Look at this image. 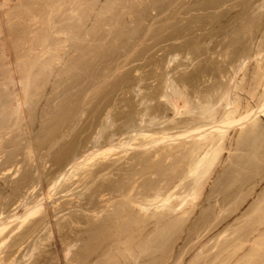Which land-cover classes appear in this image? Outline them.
Masks as SVG:
<instances>
[{
  "label": "rangeland",
  "instance_id": "rangeland-1",
  "mask_svg": "<svg viewBox=\"0 0 264 264\" xmlns=\"http://www.w3.org/2000/svg\"><path fill=\"white\" fill-rule=\"evenodd\" d=\"M128 3L127 5L129 7L125 9L128 11L127 21H125L126 25H124V22L119 20V16L116 15L115 21L118 20L116 21L118 25L116 22L113 23V26L115 25L113 27L115 33L113 32L110 35L111 37L105 39L104 36L99 34V36L95 38L96 45L93 50L86 49L89 48L87 46L89 43L88 40H81L83 43L80 41L81 43L78 42V45L83 47L82 49L85 48V50L77 49L75 52L74 50H66L65 52L67 54L64 53L67 59V61H65L66 63L56 64V71L54 70L52 75L48 73L44 75L38 69L39 72L36 71L38 72V76L37 73H35L36 78L34 79L41 80H38V82L33 80L36 84L32 83L33 81L31 82L32 85L30 83L32 87L29 88L35 89L36 87L35 91L32 90V95L29 94L30 97L28 96L29 106L25 107L27 108L26 113L30 114L28 122L31 129L29 128L28 130H30L31 134L29 135L25 128L26 120H24L21 123V133L17 131V136L15 134V146L6 142V145L4 144L5 147H2L5 150H0V154H2V156L0 155V225H2L3 222L9 227H7L4 232V236H7L8 242L6 245L7 248L5 247L6 251L4 248V255L2 254V257L4 256L8 263L10 259L15 257L14 259L17 264H30L29 262L33 261L35 258L39 259L40 249L44 247L47 250L48 254L46 253V255L48 259L47 262L43 263V261L40 264H63L64 262L67 264L68 261L67 259H63L64 254H62V252L64 253L65 251V243H71L74 246L81 241L74 249L81 248L83 250L82 253L85 254L84 251H87V248L97 241L95 238H97L101 230L105 231L108 229L113 232V230H111L112 227H114L113 229L115 230L120 225L126 226L129 223L134 229H139L133 231V234L135 233L136 235V244L142 243L143 240L146 244L147 241L152 240L156 243L153 244V247H157L162 244L163 241H169V238L170 241L173 240L169 231L172 229L171 227L174 223H172L170 218L159 219V224H162L159 228L156 224L158 217L153 216L154 214H152L153 220L155 219L154 222L152 221V216H149L147 222H140V220L146 219L148 214L152 211H157L154 208L155 206H152V210L144 211L146 213L143 214V211H141V213L140 210H138L141 209L139 206H133V204H131L132 202L128 200L129 194L130 196L134 195L132 197L134 198L137 192L138 194H142V191L145 192V189L148 191L152 187L150 185H154L155 187L157 185V188L167 187L165 186L167 182L173 185L176 183L175 181H178L185 173L188 168V163L191 161L189 154H186V152H178L180 148L177 146L181 142L184 143L193 140V134L195 133L192 134V137L187 136L185 133L189 130V127L195 125L194 123L192 125L190 124L194 121L193 119L202 117V115L198 110H195L194 114H176L173 106L162 95L172 92L170 84L174 82V84H178L179 88L183 87L182 90L184 91L186 90L184 87L187 86V89H189L187 94L193 99L195 105L201 107V103L206 102L207 98H210L215 101V105L218 106L222 100H220L221 94L219 93L224 89L223 84L225 86V83L233 82L231 85H237L238 83H242V86H245L244 83L248 85V82L246 83L247 76L250 77L257 68L258 61H256L255 58L253 60L248 59L249 62H247L248 60L245 62L247 66L243 64V72H241V70L237 74V69L234 64L240 67L239 65L242 66L243 62L240 61L242 58L239 60V57H232V51L238 44L236 43V46L231 47L232 50L228 47V44L231 43V41L233 44L236 42L234 34L236 28L234 27L237 26L239 30L242 29L243 32L245 30L246 34L248 33L250 35L251 31L249 32V27L251 25L249 23L255 26L257 24L261 33L259 31L254 33L252 44L250 45L246 40L241 41V43L244 42L246 45L252 46L250 48H252L253 51L259 50L258 47L264 42V0H130ZM117 8L119 9V7ZM119 11L120 9L118 12ZM194 36L197 37V39ZM84 41H88L87 44ZM90 52H92V54ZM261 58L264 59V56H261ZM261 58H259V60ZM44 59L45 57L42 60ZM261 63L264 62L261 61ZM20 72L23 73L22 70H20ZM234 72H236L235 74L237 75H235ZM39 73L41 76H44H42L43 79ZM243 76H245V79ZM44 78L48 80L46 79V82H44ZM242 79L246 81H243V83L241 81ZM37 84L38 86H35ZM21 87L22 85L20 86V84H18L13 88L18 90V88ZM258 88L262 89L261 87ZM220 89L222 90L219 92L218 90ZM32 91L30 90V93ZM241 92L242 94L244 93L241 95L243 96V100H245V102L243 101L245 105L250 103L257 107L259 102L258 99L256 102L253 99L252 102V98H250L247 91ZM232 94L230 98L233 99L236 94L234 96ZM249 100L250 102H247ZM216 101L219 103H216ZM224 101L221 102L224 104H222V107L220 106L221 104L216 107L219 109V113H223L226 109L227 100L224 99ZM244 104L238 103L236 106L240 108V105ZM244 122L247 121L241 120L234 123V130L231 128L233 132H236V127H241V123ZM139 129H143L144 131L165 130L167 133L158 134V136L165 137L167 135V138L161 139V141H159V139L157 141L158 144L149 150L144 148L137 149L136 147L134 148V146L130 148L132 145H126L128 146L127 149L126 146L123 147L124 145L120 147V144L123 143L124 140L132 144H136L143 140V136L140 135L139 138H137L138 136L135 135L139 132L137 131ZM174 132L177 133V135L174 134ZM135 137L137 139H134ZM8 138L10 137L8 136L6 138L7 141ZM29 138H31L30 141L33 142V146H31L34 151H31L32 153L26 145H29ZM128 138L129 140H127ZM110 142L113 144L112 146H115L112 151L106 154L99 153L97 156H93L87 161L88 165H80L81 169L78 168L79 166L73 167L72 164H74L76 158L92 151L97 153L98 150L107 147ZM9 145L11 146L10 148ZM159 149L164 150V152H162V150L160 151V155H158ZM171 149H173L172 153L174 156L172 155V157L167 158V155H169L168 151L170 152ZM1 152H3L4 155ZM155 152H157L156 156ZM28 154L31 155L29 158L27 156ZM225 155L226 157L228 156V161H224L223 165L222 159ZM223 156L220 158L221 160L217 161L215 166H213V169H216L218 166V169L214 172L215 175L213 171L212 176H210V174L209 176L207 175L208 179L206 180L208 181L205 182L207 184H204V190H200L199 192L201 195V199L199 198L200 201L197 199L198 201H194L193 204L189 202L192 201V199L190 197L187 198V202L189 203H186L185 207L186 210H190V215H185L182 210L176 212V214L181 215L182 211V215L179 217L189 218L186 222H189L191 219L189 225L182 224L178 227V230H181L179 233L180 238L175 240V244H177L178 248L183 251L185 250L184 252L182 251L184 253L183 255L186 256L184 260L190 257L191 252H198L200 248L202 249L203 246H201L199 241H203V244L208 245L204 247L206 252L215 247L217 243V245H219L220 241L224 239L220 235V232L222 233L226 227H230L236 217L242 216L244 208H246L245 211H247L250 207V203H253L257 199L256 197H258V194L264 191V178L258 180V178H251L249 176L250 174L246 175L247 172H250L249 170L246 171L249 168L246 169L247 162L245 159H242L245 156L239 160V162L241 161L240 163H238V159L240 158H235L237 160L236 163L239 165L236 164L238 169L233 166L236 171L233 170L232 166H227V163L230 161V152H224ZM32 157L34 159H32ZM154 157H156V159H154ZM244 164L245 166H243ZM159 165L161 167H159ZM174 167L176 172H173ZM158 168H160L159 171ZM60 173L62 176H60ZM63 176L66 178H63ZM170 177L172 181L168 180ZM164 178H166V180ZM195 178V175L185 178L184 181H181L182 183L180 182L181 184L177 183L180 187L178 188L177 185L178 189L174 187L175 190L172 192L181 196L186 195L188 190L192 192L191 187L195 182ZM248 178H250V180H248ZM55 180H58L57 183ZM160 181L163 182V184H161L162 186H160ZM237 185L240 188V192L244 189V191H242L243 193L241 192L242 194H250L251 196H249L246 201L247 204L243 205L244 208L241 207V210L239 209L235 212L237 216L233 213V216H228L229 218L226 217L224 220L223 218L227 214L221 212V198H223V194L238 193ZM131 186L132 188L134 187L132 191H130ZM154 186L152 188H155ZM253 186H255L254 189L252 188ZM231 189L232 191L230 192ZM126 193L127 195H124ZM101 194L104 196L103 198ZM45 196H49L48 199H46L47 197ZM39 202H44L45 207L43 206L44 208L37 213L38 215H29L21 228L17 227V225L20 226L21 224L20 221L23 219L21 217H25L31 212L30 208ZM107 202H109L108 206ZM226 203L223 205H227ZM126 205L128 207H125ZM208 207L210 210H208ZM204 211L206 213L212 211V215H215V217L213 215L212 222L214 221L216 227L214 224H211L212 230H210V226H207L209 230H206V227H200V224H197L198 228L193 227L194 224H196L193 222L196 221L198 217H202V212ZM130 213L134 216L138 215L136 216L138 218L135 220L131 219L130 216L132 214ZM221 213L222 216L220 215ZM143 215L146 217L144 216L143 218ZM191 215H193L194 218ZM162 220L165 221L164 225L160 223ZM218 222H220V224ZM204 223L205 222L202 221L201 225ZM71 225L73 228L70 227ZM140 225L144 229L139 227ZM142 229L143 233L140 234ZM153 229L156 231L154 233L155 235L148 238L147 235ZM51 230L52 233L54 232V235L51 234V239L49 240ZM192 230L195 231L193 235ZM216 231L218 232L216 233ZM78 232H80L79 235H77ZM159 233L164 235L161 234L162 236H158ZM202 233L204 236H202ZM126 234L127 233H125V235ZM125 235L124 238L127 237ZM135 235H133V238ZM137 235H139V237H137ZM141 235L144 236L140 237ZM184 236L185 239H183ZM191 237L193 238L190 239ZM199 237H201V239H199ZM220 237L222 238L219 239ZM104 238V244H110L117 236L112 233L109 238L107 236ZM203 238L204 240H202ZM210 239H214L215 241L213 240L212 242ZM109 240L111 241L108 242ZM194 240H197V242ZM19 242L23 243L22 246L24 247L20 248V252L17 251L19 249L17 243ZM33 243L35 245L38 243V245L40 244L43 246H39V251L35 252L38 249H33L35 246ZM188 244L190 245L188 246ZM196 245H198V247H195ZM191 246L193 249L196 248V250H193ZM216 249L217 248H215V251ZM61 250L63 251L61 252ZM59 251L61 253H58ZM212 251L214 252V249H212ZM28 252L30 253L27 255ZM56 253L60 254L61 257ZM24 254L29 258L34 254V257L32 260L30 258V261H28L29 258L27 256L25 258ZM71 256L72 254L70 257ZM208 258L209 256L206 257V260ZM54 259L56 262H59V260L64 262L56 263ZM97 259H99L98 256ZM203 259V257H200L197 262L192 264H202ZM152 261H145L142 264H152ZM181 262L184 263L185 261ZM187 263L188 261L186 264ZM68 264H72V262H68Z\"/></svg>",
  "mask_w": 264,
  "mask_h": 264
},
{
  "label": "bare ground",
  "instance_id": "bare-ground-1",
  "mask_svg": "<svg viewBox=\"0 0 264 264\" xmlns=\"http://www.w3.org/2000/svg\"><path fill=\"white\" fill-rule=\"evenodd\" d=\"M129 1L130 0H0V150H5L3 148L5 147L4 144L6 145V142H9L10 144H12V146H15V140H14V139H16L15 134L17 136V131H19L21 133V131H20L22 129L21 123L24 120H26L25 128L27 129V132L29 133V135L31 134L30 130H28L30 128L29 122H28V117H30V114L26 113L27 108H25V107L29 106L30 103L28 102L29 101L28 96H29V94L32 95L33 91H35V89H36L35 86H38V84L34 86L35 89L29 88V87H32L31 85H32V83H35V81L38 82V80H41V79H38V80L34 79V78H36L35 73H37V76H38L39 71L41 73H43L44 75L47 73L49 75H52L54 73L56 64L66 63L65 61H67V59L64 55V53H66L65 52L66 50H72V51L74 50V52L77 49L85 50V48L82 49L83 47H80L78 45V42H80L81 40H88L89 41L88 44H87L88 41L87 42L84 41L87 44V46L89 47L86 49H92L93 50L95 45H96L95 44V41H96L95 38H97V36H99V34L101 36H104L105 39H108L109 37H111L110 35L114 32L113 27L115 26V25L113 26V23L118 21V20L115 21L116 15L119 16L118 17V18H120L119 20H122L124 22V25H126L125 21H127L128 11L125 9L129 7L127 5V4H129L128 3ZM191 3H192V1H191ZM117 7H119V9H120L119 12H118L119 9ZM263 15H261V16H263ZM116 24H117V22H116ZM121 24H122V22H121ZM249 24L251 25L249 27L250 28L249 32L251 31L250 35L248 33L246 34L245 30L243 32L242 29L241 30L238 29L239 27L238 28H237V26L234 27V28H236L234 30L236 42L234 43L235 44L234 45L233 42L231 41V43L228 44V47L232 50L231 47L236 46L238 44L237 47L235 49H233V51H232V54H233L232 57H234V58L239 57L238 58L239 60L242 58L240 61L243 62L242 66L239 65L240 67H238L234 64V66L237 69V74H238V72H240L243 69V64H245L246 60H248V59L253 60L255 58L256 61H258L257 62V68L253 71V73H252V75H250V77L247 76V81L244 80L245 76H243L244 79H242L241 81L242 82L246 81V83L248 82V85L245 84L244 82L243 83L245 86H242L243 85L242 83H240V84L238 83L237 85H231V83H233V82H229V83H225V86L223 84V88H224L223 90L222 89L218 90L219 92L222 90V92L219 93V94H221L220 95V100L222 99L221 102H223L224 99L227 100L226 101L227 102L226 103V109L223 113L222 112L219 113V111H218L219 109L216 108L220 104H221L220 106L222 107L223 103H221V102L219 103L216 101V103H219V105L217 106V105H215V101H213L210 98H207L206 102H204V103L200 102L203 99L199 101L201 103V107L198 105H195L193 99L189 96V94H187V91L189 90V89H187V86L184 87V88H186V90L184 91V90H182L183 87L179 88L178 84L176 85L172 81H171L172 83L170 84V87L172 88L171 89L172 92L171 93H164L162 95L173 106L176 114H194L195 110H198L199 113L202 115V117L193 119L194 121L191 122L190 124L192 125L194 123L195 125L194 126L192 125L191 127H189L188 128L189 130H187L185 133L189 137H192V134L195 133V134H193V138H192L193 140L191 139L192 141L184 142V143L181 142L177 146L178 148H180L178 150L179 153L180 152H186V154H189V157H191V161L188 163V168L186 169L185 173L180 177V179H178V181H175L176 183H174L173 185H170L168 182L165 183V184H167V185H165L167 187H161V188L158 187L157 188L156 184H155L156 187L154 185H150L152 187L154 186L156 189L152 188V187L149 189V186H148V189H149V190L147 189L148 191H146V189H145V192H143L141 190L142 194H138V192H137V194H135L134 198H132L134 195L130 196V194L126 191L129 194L128 200L130 202H132L131 204H133V206L134 205L135 206L137 205V207L139 206L142 209V210L138 209V210H140V212L141 211H143V212L149 211L150 209L152 210V208L154 206H155L154 207L155 210H157L156 212L152 211L151 213H149L146 219H143L145 216V215H143V218H141L143 220H140V222L141 221L147 222V220L149 219V216H152V214H154L153 216L158 217V220L156 223L158 225L157 226L158 228L162 225V224H159V222H158L159 219L170 218V220H172V223H174V224L171 227L172 229L170 231L169 230L168 231H169V234L171 235L173 240L170 241V238H169L170 235H169V237H168L169 241H167V242L163 241V243L158 245L157 247H153L154 246L153 244L155 243V241H152V240L147 241L146 244H145L144 240L142 243L136 244L135 243L136 235H135V233L133 234V231L134 230L137 231L139 229H137V230L134 229L131 226V224L129 223L126 226L125 225L124 226L120 225L119 227L116 226L117 228L115 230L113 229L114 227H112L111 230H113V232H111L108 229H106L105 231L101 230V232L98 233L97 238H95V240H97V241L95 243L91 244L89 246V248H87L85 246L88 249L87 251L86 250L84 251L85 254L82 253L83 250L81 248L74 249V247L78 246V244L81 241H79L77 243V245H74V246L71 243H65V244L63 243L64 247H65L64 253L62 252L63 250H61L62 254H64L63 259H65V260L67 259V261L72 262V264H142L145 261L150 262L152 260H153L152 264H186L187 261H188L187 264H192V263L197 262L200 257H203L204 259H203L202 264H264V191L263 190H262L263 192H261V194H258V197H256L257 199L256 200L254 199L255 201L253 203H250V207L248 206L249 208L247 209V211H245L246 208H244L243 205L247 204L246 201L248 200L249 196H251V195L250 194H242L243 193L242 191H244V189L241 191L242 192L241 193L240 188L237 185L238 186V188H237L238 193L223 194V198H221V201H220L221 202L220 207L222 209L221 212H224V214H227L223 218L224 220L228 216H230V217L233 216V213L235 214V212L237 210H239V209L241 210V207L244 208L245 212L244 211L242 212V216L236 217L233 220V223L230 222L231 221L230 220L229 222L232 223V225L229 224L230 227H226L222 231V233L220 232V235L224 239L222 241H220L219 245H217L218 243L216 241L217 246L213 243L215 245V247L212 248V246H211V248L214 249V252L212 251V249L210 251L206 252L204 247L208 246V245L203 244V241L202 242L199 241L201 246H203L202 249L198 248L199 249L198 252H194V253L191 252L190 257H188L189 256L188 254H185V255H188L187 256L188 258L184 260V257H186V256L183 255L184 254L183 252L185 250L184 251L180 250L178 248L177 244H175L176 243L175 240L177 238H180L179 233L181 230H178V227L181 226L182 224L189 225L190 221H191V219H190L189 222H186L189 218L186 219V217L182 218L179 216L182 215V211L185 215H188V216L190 215V212H189L190 210L189 211L186 210V207H185L186 203L190 202V203L194 204V201L196 202L197 199L200 201L201 195L199 192H200V190H204L203 187H205L204 184H207L205 182L208 181L206 179H208L209 174H210V176H212V171L214 174V172L218 169V166L216 169H213L214 168L213 166H215L217 161L221 160L220 158H222L224 152H230V161L227 163V166H232V167L234 166L237 168L239 166L238 163L241 162V161L239 162V160H241V158L245 156L246 158L244 157L242 159L243 160L245 159V161L247 162L246 163L247 164L246 169L249 168V169H247V170L245 169V170L246 171L249 170V172H250V173L245 172L246 175L250 174L249 176L251 178H253V179L258 178V180L264 178V63H261V61L264 62V59L261 58V56L262 57L264 56V42H262L260 47H258L259 50H257V51L255 50L256 52L253 51L252 48H250L252 46H248L244 42L241 43V41L246 40L251 45L254 33H256L257 31L260 32L257 24H256V26L252 25L251 23H249ZM247 25H248V23H247ZM120 29H121V26H120ZM120 29H119V31H120ZM258 35H259V33H258ZM197 37H195V38L197 39ZM105 39H104V41H105ZM97 41H98V39H97ZM263 41H264V36H263ZM98 43H99V41H98ZM73 44H75V45H73ZM81 45H83V44H81ZM92 50H90V51H92ZM250 50H252L253 52ZM70 53H72V52H70ZM77 53H78V51H77ZM90 53L92 54V52H90ZM46 56H47V58H46ZM88 56H89V54H88ZM44 57H45V59L42 60ZM234 58H232V59H234ZM259 58H261V59L259 60ZM227 59H228V57H227ZM77 60H79V59H77ZM247 62H249V60ZM245 66H247V63L245 64ZM231 67H232V65H231ZM38 69H39V71H38ZM20 70H22L23 73H21ZM230 70H232V69H230ZM36 71H38V72H36ZM241 72H243V70ZM235 73L236 72H234V74ZM69 74H70V72H69ZM237 74H235V75H237ZM239 75H238V77H239ZM40 76H41V74H40ZM43 77H42V79H43ZM46 79L44 82H46ZM33 80H35V81H33ZM30 83H31V85H30ZM18 84H20V86L22 85V87L18 88V90L16 88L14 89L13 87L17 86ZM258 87H261L262 89H260ZM166 88H167V86H166ZM29 89L31 91L32 90L33 91L30 93ZM233 91L236 93H234ZM241 91H243V92L247 91L248 95H250V98H252V102H253V99L255 100V102L258 99V101L260 103L258 102L257 107H256V105H251L250 103H248V105L247 104L245 105L244 104L245 100H243V96H242L244 93L242 94ZM232 93H234V94H232ZM214 94H215V92H214ZM231 94L233 96L236 94L235 97H233V99L230 98ZM206 97H208V96H206ZM209 97H211V96H209ZM247 97H249V96H247ZM217 99H219V98H217ZM247 102H250V100ZM238 103H241V104L243 103L244 105H240L241 107L239 108L236 106ZM220 111H222V110H220ZM2 115H4V116H2ZM241 120H246L247 122L241 123V127L237 126L236 127L237 131L233 132V130H234L233 127L235 126L234 123H237ZM185 128H187V127H185ZM17 129H19V130H17ZM182 129H184V128H182ZM182 129H180V130H182ZM173 130H175V129H173ZM137 131H139V132H137L135 135L138 136L137 138H139L140 135L143 136L142 137L143 140H141V141L139 140L140 142H137L136 144L135 143L132 144L129 141L125 142V140H124V142L121 143L122 145L118 142L120 144V147L123 145H124L123 147H125L126 145H128V146L132 145V147H130V148H133V146H134V148L136 147L137 149L138 148H141V149L144 148L146 150H149V149L153 148V146H156V144H158L157 141L159 139H160L159 141H161V139L167 138V135L165 137L158 136V134L161 135V134L167 133V132H165V130H163V131H161V130L144 131L143 129H139ZM134 132H136V131H134ZM174 134L177 135V133H175V132H174ZM180 135H183V134H180ZM8 136L10 138H8V141H7L6 138ZM187 136H185V137H187ZM31 138H29V145L26 144L27 148L29 149L30 152L34 151V150H32V146H33L32 143L33 142L30 141ZM137 138L135 137L134 139H137ZM175 138H176V136H175ZM127 140H129V138ZM168 140H166V141H168ZM164 142H165V140H164ZM112 145L113 144L110 142L107 145V147H105L102 150H98L97 153L92 151V152H88L87 154H84L82 156H79V158H76V160L74 161V164H72L73 167L79 166L78 168H80L81 167L80 165H82V166L88 165L87 161H89L93 156H97L99 153L100 154L101 153L106 154V153L112 151L115 147ZM169 145H167V146H169ZM128 146H126V149ZM10 147L11 146L9 145V148ZM168 148H170V147H168ZM166 149H167V147H166ZM161 150L162 149H159L158 155H160ZM172 151H173V149H171L170 152L168 151L169 155H167V158L172 157V155L174 156ZM3 152H1V153H3ZM162 152H164V150H162ZM156 153L157 152H155V156H156ZM33 154L35 156L34 152H33ZM0 155L2 156V154H0ZM3 155H4V153H3ZM27 156L29 158V156H31V155L28 154ZM227 157H226V155L223 156V159H222L223 165H224V161H228ZM236 157L240 158V159L237 158L238 163H236L237 162V160L235 159ZM32 159H34V158L32 157ZM154 159H156V157H154ZM165 163H167V162H165ZM236 164L238 166H236ZM69 165H70V163H69ZM243 166H245V164ZM87 167H86V169H87ZM159 167H161V166L159 165ZM234 167H233V170L236 171V169H234ZM159 169L160 168H158V171H159ZM8 170H10V169H8ZM4 172H3V174H4ZM173 172H176L175 167H174ZM62 174H63V172H62ZM62 174L60 176H62ZM242 174L245 175L244 173H242ZM68 175H69V173H68ZM193 175H195L196 178H195V182L193 181L194 183L192 184V187L190 186L192 189V192H191V190H188V192L184 196L177 195V193L172 192L173 190H175L174 187L177 188V185H178V188L180 187L179 184H177V183H180L181 181H184L185 178H189ZM235 177H236V175H235ZM59 178H58V180H59ZM63 178H66V177L63 176ZM166 178H164V179L166 180ZM171 179H172L171 177L168 178V180H171ZM174 179H175V177H174ZM165 180H164V182H165ZM248 180H250V178H248ZM57 181H56V183H57ZM246 182H249V181H246ZM253 182H255V181H253ZM249 183H251V182H249ZM161 184H163L162 181H160V186H162ZM242 185H244V184H242ZM248 185H250V184H248ZM158 186H159V184H158ZM254 187L255 186H253L252 188L254 189ZM133 188L131 186L130 191H132ZM177 189H176V191H177ZM224 189H226V188H224ZM231 191H232V189L230 190V192ZM183 192H184V188H183ZM127 193L124 195H127ZM193 193H196V194H193ZM227 193H229V192H227ZM256 196H257V194H256ZM45 197H47V196H45ZM48 197L46 199H48ZM103 197L104 196L102 195V198ZM189 197L192 199V201L187 202V198H189ZM125 198H126V196H125ZM110 202H111V200H110ZM42 203L44 204V202H42ZM42 203L39 202L38 204H34L35 206L30 208L31 212H29L25 217L22 215L23 217H21V218H23V219H22V221H20L21 224H20V226L17 225V227L21 228L24 221L28 218L29 215L37 214L38 212H40L42 210V208L45 207V204L43 205ZM108 203L109 202H107V206H108ZM198 203H200V202H198ZM224 203H226L227 205H223ZM248 204H249V201H248ZM25 205H27V204H25ZM133 206H131V207H133ZM125 207H128V206L126 205ZM184 207H185V209H184ZM189 208H190V206H189ZM31 209H33V210H31ZM125 209H128V208H125ZM95 210H97V209H95ZM179 210H182L181 215L176 214V212H179ZM197 210H198V208H197ZM208 210H210L209 207H208ZM123 211H124V209H123ZM212 211L209 213H206L205 211L202 212L203 218L198 217L197 220L193 222V223H196V224H194L193 227L198 228V225L200 224L199 225L200 227L203 226V227H206L205 228L206 230H209L207 228V226H210V230H212L211 224L212 225L214 224V221L212 222V220H213L212 218L214 215V214L212 215ZM101 213H99V214H101ZM145 213L146 212H144L143 214H145ZM99 214H95V215H99ZM130 214H132V213H130ZM210 215H211V218H210ZM218 215H219V213H218ZM220 215L222 216V213ZM136 216H138V215H136ZM136 216H134L132 214L130 216V218L135 220L136 218H138ZM153 216H152V221L154 222L155 219L153 220ZM191 216L193 217V215H191ZM183 217H184V215H183ZM214 217H215V215H214ZM201 218H202V220H201ZM216 218H218V217H216ZM164 220H162V222L160 221V223H163V225L165 222ZM202 221L205 222L203 225H201ZM148 223H150V222H148ZM218 223L220 224V222H218ZM3 224L4 223L2 222V225H0L1 226L0 227V264H14V263H16L15 259H14L15 257L10 259L9 263L4 258V256L2 257V254L4 252V248L6 247L7 242H8L7 236H4V232L7 229L8 225L4 224V226H3ZM221 224H223V223H221ZM227 225H225V226H227ZM142 226H143V223H142ZM142 226L140 225L139 227H142ZM70 227H72V225ZM139 227H137V228H139ZM215 227H216V225H215ZM46 229H47V227H46ZM143 229L140 232V234L143 233ZM167 229H168V227H167ZM214 231H215V229H214ZM155 232H156L155 229L150 231L149 234L147 235L148 238L155 235L154 234ZM194 232L195 231L192 230V235L195 234ZM217 232L218 231H216V233ZM11 233H12V231H11ZM53 233L51 230L50 234H49L50 238L48 237L49 240L51 239V234H53ZM79 233L80 232H78L77 235H79ZM112 233L114 235H116L117 238H115V240H112V241L109 240L108 242L111 241L110 244H107V243L104 244L103 238L105 236H107L109 238V236H111ZM125 233H127V234L125 235ZM212 233H213V231H212ZM72 234H73V231H72ZM74 234H76V233H74ZM122 234H123V237H122ZM161 234L162 233H159L158 236H160ZM124 235L127 237L124 238ZM133 235H135L134 238H133ZM139 235H137V237H139ZM162 235H164V234H162ZM198 235H199V233H198ZM218 235H216V236L219 237ZM142 236H144V235H141L140 237H142ZM202 236H204L203 233H202ZM193 237H191L190 239H192ZM195 237H196V235H195ZM222 237H220L219 239H221ZM10 238H11V236H10ZM90 238H91V236H90ZM39 239H41V238H39ZM111 239H112V237H111ZM183 239H185V236L183 237ZM196 239H197V237H196ZM199 239H201V237H199ZM214 239H216V238H214ZM214 239H212V240L210 239V240L213 242ZM69 240H70V238H69ZM202 240H204V238ZM194 241L197 242V240H194ZM90 242H92V241H90ZM43 243H45V242H43ZM73 243H75V242H73ZM208 243H209V241H208ZM36 244L37 245L34 244L35 245L34 248L32 246V248L34 250L38 249L35 252L39 251V248H40L39 246H41L40 244L38 245V243H36ZM191 244H192V242H191ZM17 245L19 247V249L17 251L20 252V248L23 247L22 246L23 243L19 242V243H17ZM189 245L190 244H188V246ZM198 245H196L195 247H198ZM6 248H5V251H6ZM51 248H53V247H51ZM191 248H192V246H191ZM215 248H217L216 251H215ZM61 249H62V247H61ZM194 249L196 250V248H194ZM203 250H204V252H203ZM190 251H191V249H190ZM54 252H55V249H54ZM61 252L59 251L58 253H61ZM29 253L30 252H28L27 255ZM39 253H38L39 259L35 258L33 261L29 262L30 264H40L43 261H44L43 263L47 262L48 256L46 255V253H47L46 248H44V247L41 248ZM58 253H56V254H58ZM34 254L32 257H30L31 260L34 257ZM71 254H72V256L70 257ZM27 255L24 254V257L26 258ZM37 255H35V256H37ZM58 255H60V254H58ZM97 256L99 257V259H97ZM208 256H209V258L210 257L211 258L210 259L208 258L209 260L208 259L206 260V257H208ZM60 257H61V255H60ZM30 258L28 261H30ZM58 259H62V258H58ZM181 261H185V262L182 263ZM55 262H56V260H55ZM59 262L61 263L62 260L61 261L59 260ZM59 262L57 261L56 263H59ZM68 262H67V264H68ZM63 264H65V262Z\"/></svg>",
  "mask_w": 264,
  "mask_h": 264
}]
</instances>
